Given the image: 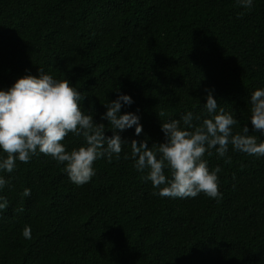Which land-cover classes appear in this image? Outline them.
<instances>
[{"label": "trees", "instance_id": "trees-1", "mask_svg": "<svg viewBox=\"0 0 264 264\" xmlns=\"http://www.w3.org/2000/svg\"><path fill=\"white\" fill-rule=\"evenodd\" d=\"M38 68L68 79L106 128L105 104L130 95L121 112L139 109L143 131L120 132L129 143L164 142L161 123L186 111L205 118L206 88L239 121L234 132L247 125L264 140L248 104L264 88V0L251 10L237 0H0V89ZM63 143L70 151L84 139L69 133ZM227 155L230 162L205 155L210 170L221 168L216 199L154 194L130 144L119 159L95 161L96 175L81 186L50 156L17 161L0 173L9 180L0 191L8 201L0 264H264V156L231 145Z\"/></svg>", "mask_w": 264, "mask_h": 264}, {"label": "clouds", "instance_id": "clouds-1", "mask_svg": "<svg viewBox=\"0 0 264 264\" xmlns=\"http://www.w3.org/2000/svg\"><path fill=\"white\" fill-rule=\"evenodd\" d=\"M237 4L251 10L254 0H237ZM205 93V118L186 111L178 120L161 123L164 142L149 147L147 137L130 143L121 138L120 132L127 129L134 128L136 136L143 131L139 109L121 112L134 103L130 95L120 93L105 104L106 111L100 119L108 122L106 128L83 110L81 101L85 96L68 79H56L38 68L37 75L29 72L11 87L0 89V173H12L17 161L29 163L34 156L44 154L63 165L69 180L81 186L96 175L95 161L119 159L123 147L130 144L133 166L142 173L143 180L158 189L154 194L195 198L204 193L209 198H219L222 193L217 174L221 168L210 170L205 155L211 156L214 150L218 157L230 162L227 153L231 145L232 151L259 158L264 156V140L258 142L256 135H249L247 125L234 132L239 121L218 106L214 89L206 88ZM248 104L253 131L259 130V135L264 136V88L252 91ZM164 115L163 111L159 113ZM107 130L112 131L110 137L105 135ZM69 133L82 136L84 143L66 150L63 141ZM6 185L9 180L0 175V191ZM21 195L30 196L31 189L25 188ZM7 207V198L0 195V211ZM21 234L30 239L31 226L25 225Z\"/></svg>", "mask_w": 264, "mask_h": 264}]
</instances>
